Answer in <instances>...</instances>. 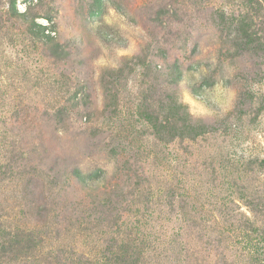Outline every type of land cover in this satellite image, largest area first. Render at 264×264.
Instances as JSON below:
<instances>
[{
	"label": "rangeland",
	"instance_id": "374dc122",
	"mask_svg": "<svg viewBox=\"0 0 264 264\" xmlns=\"http://www.w3.org/2000/svg\"><path fill=\"white\" fill-rule=\"evenodd\" d=\"M13 7L0 264H264V52L227 29L264 44V0Z\"/></svg>",
	"mask_w": 264,
	"mask_h": 264
},
{
	"label": "trees",
	"instance_id": "16d2710c",
	"mask_svg": "<svg viewBox=\"0 0 264 264\" xmlns=\"http://www.w3.org/2000/svg\"><path fill=\"white\" fill-rule=\"evenodd\" d=\"M14 1L11 0L12 7L14 6ZM227 26V29L233 31L230 42L237 45L240 50L243 49L242 53L259 55L264 52L262 37L253 30L252 21L249 17L247 19L242 18L240 21L232 17V20L227 22Z\"/></svg>",
	"mask_w": 264,
	"mask_h": 264
}]
</instances>
